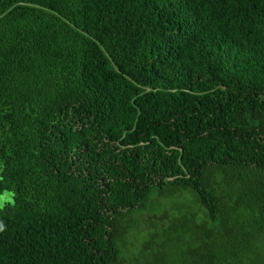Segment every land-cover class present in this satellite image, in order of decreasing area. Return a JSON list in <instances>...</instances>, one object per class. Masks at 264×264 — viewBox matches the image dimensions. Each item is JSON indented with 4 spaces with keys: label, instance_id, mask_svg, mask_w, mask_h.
Here are the masks:
<instances>
[{
    "label": "trees",
    "instance_id": "16d2710c",
    "mask_svg": "<svg viewBox=\"0 0 264 264\" xmlns=\"http://www.w3.org/2000/svg\"><path fill=\"white\" fill-rule=\"evenodd\" d=\"M3 192L0 264H264V0H0Z\"/></svg>",
    "mask_w": 264,
    "mask_h": 264
},
{
    "label": "clouds",
    "instance_id": "9594fccd",
    "mask_svg": "<svg viewBox=\"0 0 264 264\" xmlns=\"http://www.w3.org/2000/svg\"><path fill=\"white\" fill-rule=\"evenodd\" d=\"M12 195L14 194H5L3 196H0V210L4 209L6 203H13ZM5 229V225L2 221H0V231H3Z\"/></svg>",
    "mask_w": 264,
    "mask_h": 264
},
{
    "label": "rangeland",
    "instance_id": "374dc122",
    "mask_svg": "<svg viewBox=\"0 0 264 264\" xmlns=\"http://www.w3.org/2000/svg\"><path fill=\"white\" fill-rule=\"evenodd\" d=\"M13 194V193H11V192H3V193H0V196H3V195H5V194ZM12 200L14 201V195H12ZM8 204H13V203H6V205H8ZM173 204H176V205H183V204H186V202H182V201H179V200H173V201H171V204L169 205V207L170 208H172V206H173ZM5 205V206H6ZM1 211V210H0ZM162 223H159L155 228H158V229H162ZM154 228V229H155ZM154 229H152V227H149V230H154ZM150 232V231H149ZM148 233V232H147Z\"/></svg>",
    "mask_w": 264,
    "mask_h": 264
}]
</instances>
